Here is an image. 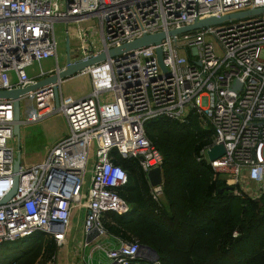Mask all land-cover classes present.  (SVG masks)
Masks as SVG:
<instances>
[{"label":"built area","instance_id":"1","mask_svg":"<svg viewBox=\"0 0 264 264\" xmlns=\"http://www.w3.org/2000/svg\"><path fill=\"white\" fill-rule=\"evenodd\" d=\"M261 7L264 0H0V90L27 87L65 66L58 61V23H73L65 29L72 61L145 34H166L157 44L85 67L79 74L90 78L88 95L64 96L61 81L57 107L52 84L21 96V109L27 105L30 113L22 118L25 123L59 113L68 134L39 163H21L16 192L5 203L1 200L13 186L16 140L13 100L0 98V245L42 232L63 247L73 213L81 218V249L100 239L106 213L130 210L118 193L128 175L114 162V152L137 159L146 179L150 169H162L163 156L144 129L157 117L183 122L193 113L202 128L212 129V143L201 154L216 176L233 187V194L258 199L264 192V13L173 35L168 31ZM92 18L100 49L87 32L91 25L82 26ZM52 57L55 64L43 70L41 62ZM35 64L37 72L31 75ZM215 144H222L224 153L209 160L207 151ZM149 186L159 203L162 183ZM94 230L98 236L87 241ZM95 243L108 263L149 262L137 260L136 241L121 240L116 247ZM81 261L89 264L87 258Z\"/></svg>","mask_w":264,"mask_h":264},{"label":"trees","instance_id":"2","mask_svg":"<svg viewBox=\"0 0 264 264\" xmlns=\"http://www.w3.org/2000/svg\"><path fill=\"white\" fill-rule=\"evenodd\" d=\"M144 129L163 156L162 199L152 198L137 159L114 152L128 175L118 193L130 210L106 213L105 233L152 247L158 261L142 264H264V192L251 199L225 190L201 154L212 143V129L202 128L193 113L183 122L153 118ZM3 247L20 250L0 264H47L59 249L42 232Z\"/></svg>","mask_w":264,"mask_h":264},{"label":"water","instance_id":"3","mask_svg":"<svg viewBox=\"0 0 264 264\" xmlns=\"http://www.w3.org/2000/svg\"><path fill=\"white\" fill-rule=\"evenodd\" d=\"M264 13V7L261 8H254V9H248L244 11H239V12H233L229 13L225 16L222 17H207L205 19L195 21L194 23L180 27L177 29H172L168 31V34L173 35L176 33H182L186 31H192L201 27H206L209 25L221 23L222 21L229 20V19H241L244 17H248L251 15H256ZM164 32H157L154 34H145L142 35L141 37L132 40L130 42H126L120 46L112 47L109 48L106 51H101L96 55H93L92 57H89L87 59H81L78 61H72V55L70 52L69 48V40L66 39L65 42V66L60 69L58 72H55L49 76L42 77L38 79L34 84L29 85L24 88H13V89H1L0 90V98H5V99H12L13 100V134L15 136L16 140V154L15 158L13 161V186L12 189L3 197L1 200L2 203H5L15 192L17 188V183H18V173L20 171V166H21V149H20V127L23 125L25 122L22 119L21 115V105H20V100L21 96L25 95L26 93L42 87L44 85L52 84L53 87V95H54V104L57 107L59 105V88L58 84L61 82L63 79L66 77H70L72 75H75L82 71L85 67H88L90 65L97 64L99 62H102L106 60L109 57H115L117 55H120L124 52L131 51L135 48L148 45L151 43H159L163 37H165ZM157 54V60L159 65L163 70H165V67L162 62V53L161 49L157 48L156 50ZM235 85H239L238 81L235 80L234 82ZM224 153V148L222 144H215L213 145L208 151H207V156L209 160H214L221 156ZM147 179L149 182V185L151 186H156L162 183V170L159 167L150 169L147 172ZM73 186H71L68 191L71 192ZM67 190V189H66ZM225 190L232 191L233 187L232 186H226ZM98 236V231H92L91 233H88L86 235V240L91 241L92 239L96 238ZM137 260L138 261H144L147 260L149 262H154L159 259L158 253L150 246L140 244L139 249L137 252ZM108 264H118L116 261L110 262Z\"/></svg>","mask_w":264,"mask_h":264},{"label":"rangeland","instance_id":"4","mask_svg":"<svg viewBox=\"0 0 264 264\" xmlns=\"http://www.w3.org/2000/svg\"><path fill=\"white\" fill-rule=\"evenodd\" d=\"M235 21H237V20H235ZM235 21H233V22H235ZM227 23H231V22H227ZM72 24L73 23H69V25L63 24V23H58L57 25H55V35H56L57 42H58V48H57L58 61H59L60 65H62L64 63V60H65V42L67 39L65 29L68 28ZM90 25H91V28L87 30V32L89 33V37L93 41L94 47H96L97 49H100L102 47V42H101V38L99 35L97 20L92 18V19H89V20L82 23V26H84V27L88 26V28H89ZM75 41H76V39L71 38L70 39V45H73ZM47 62H49V63H47ZM54 64H55V59H54V57H52L51 59H48V61L47 60L44 61V68L48 69V68L52 67ZM36 68H37V64H35L30 69L31 74H36V72H37ZM61 91H62L64 96H71L73 98H78L79 96L81 97V96L88 95L92 91L90 78L87 75H83V74L77 75L76 77H73L67 81H64L61 84ZM50 119H53L55 124L56 123L60 124L58 131L62 125L61 130H64V133L59 138H62L68 134L67 124L64 121V118L59 113H55L52 116V118H50ZM27 130L30 132L32 143H31V146L28 148V149H30V151H27L26 153L24 152L23 154H27V162L29 164H33L34 162L37 163V161H38V155L37 154H40L41 156L47 155L49 152V149L57 141L52 142V141L46 140L45 143L48 145V147H47L48 149L45 150V148L42 147L44 145V138H42V136L40 134V132H41L40 125L38 123L28 125ZM22 144H23V142H22ZM16 145H17V143H16ZM20 149L22 152L23 148L20 147ZM21 161L23 162L24 160L22 159ZM85 179H86V181H88V175L86 176ZM73 216H74V213H73ZM80 230H81V218H77V216H75V219L73 220V227H72L71 236H70V237H72V239H75V242L79 241L78 237H79V231ZM8 244H13V242L8 243ZM93 245H94L93 242L89 243V245L87 247H85V250H83V249H81V247H79L80 250H82V252L84 253V255L86 253H88L89 250H92V251H89L91 254V258H88L87 262L89 264H98V262L100 260L106 261V257L104 255L103 250H100L99 248H93ZM7 250H8V247L0 248V263L5 262L7 259H9V257L11 255L18 253L20 249L12 250L10 252H8ZM80 256H81V253H80ZM38 264H41V262H39ZM47 264H56V260L53 262H49Z\"/></svg>","mask_w":264,"mask_h":264},{"label":"crops","instance_id":"5","mask_svg":"<svg viewBox=\"0 0 264 264\" xmlns=\"http://www.w3.org/2000/svg\"><path fill=\"white\" fill-rule=\"evenodd\" d=\"M97 49V48H96ZM48 61V60H47ZM49 63V62H47ZM65 63V60H64ZM63 63V64H64ZM62 64V65H63ZM40 66L42 67V69L44 70V61L40 64ZM51 68V67H50ZM31 75H35V74H31ZM77 75H81L79 73L72 75L70 77H66L65 79L62 80V83L64 81H67L73 77H76ZM61 83V84H62ZM80 97V96H79ZM28 105L30 106V103L28 102ZM27 106V105H26ZM25 105H22V111H21V115L22 118L24 119L27 115H29V111H28V107H26ZM54 115V113L46 115L44 118L38 120V121H28L26 123H24L23 125H21L20 127V147L23 148L22 150V154H21V160L23 159L24 161L21 163L24 165H31L27 162V154H23L24 152L26 153L27 151H30V149H28L31 146V135L30 132L27 130L28 125H32L35 123H38L41 127V136L42 138H44V145L42 147L45 148V150H47L48 145L45 143L46 140L48 141H57V139H59V137L64 133V130H61V128L58 131L59 128V123L56 125L55 122L53 121L52 116ZM65 121V120H64ZM23 142V144H22ZM38 155V161L37 163H39L40 161H42L44 159V157L46 156H41L40 154ZM35 164V162L33 163ZM77 214L75 213L74 216L72 217V227H73V220L75 219V216ZM71 236V234H70ZM79 241L75 242V239H72V237H70V239L67 241L66 245H64L63 247H60L58 249V254L56 257V264H82V262L80 261L83 257L84 259H88L91 258V254L89 251L88 253H86L84 255V253L82 252V250H80V243L83 239V234L82 231H79V237H78ZM105 239V240H104ZM97 240L100 241V245H104L105 247H116L119 245L120 241L117 237H114L108 233L103 234L100 239H95V241H92L93 243L97 242ZM104 240V241H103ZM75 242V243H74ZM91 242V243H92ZM96 244V243H95ZM95 244L93 245V248H95ZM100 250H102L101 248H99ZM104 252V251H103ZM81 253V256H80ZM87 255V256H86ZM105 255V254H104ZM86 257V258H85ZM78 258V259H77ZM108 260L106 259L103 261H99L98 264H107Z\"/></svg>","mask_w":264,"mask_h":264}]
</instances>
